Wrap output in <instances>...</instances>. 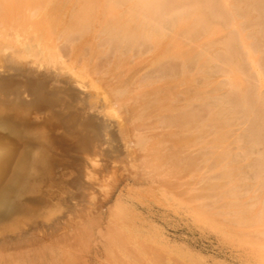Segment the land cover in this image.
Returning <instances> with one entry per match:
<instances>
[{
    "label": "bare ground",
    "instance_id": "1",
    "mask_svg": "<svg viewBox=\"0 0 264 264\" xmlns=\"http://www.w3.org/2000/svg\"><path fill=\"white\" fill-rule=\"evenodd\" d=\"M1 34H9L21 49L10 54L19 58L38 52L51 59L65 56L64 65L81 72L106 68L110 80L104 79V99L114 109L107 120L87 114L73 86L52 72L33 71L32 65L25 75L36 90L29 93L36 95L37 105L23 101L25 86L3 73L4 61L0 104L51 114L66 132L82 110L80 116L89 120L72 130L88 154L101 130L112 136L108 151L118 154L122 135L132 125L131 141L141 154L151 201L143 205L151 215H156L155 202L189 215L195 224L243 247L247 264H264V0H0ZM5 37H0V52L11 46ZM14 86L20 91H9ZM63 86L70 92L65 102L74 101L64 104L80 106L74 119L59 115L68 107L58 108ZM96 94L102 104L104 93ZM78 194L41 229L56 231L59 219L74 216ZM94 227L89 220L74 241L5 264L83 263L86 257L79 254L90 249ZM104 230L97 264H203L164 241L152 221L130 213L120 201ZM31 233L1 240L0 247L24 243Z\"/></svg>",
    "mask_w": 264,
    "mask_h": 264
},
{
    "label": "rangeland",
    "instance_id": "2",
    "mask_svg": "<svg viewBox=\"0 0 264 264\" xmlns=\"http://www.w3.org/2000/svg\"><path fill=\"white\" fill-rule=\"evenodd\" d=\"M0 37L4 39L5 35L1 34ZM8 37L9 34L7 35V37H5V40L7 38L9 42H7V40L6 42L10 43L12 47L9 45L8 48L0 52V62H5L3 73H7V77L10 74L11 77L17 78L15 82L18 84L22 82V85H20V87L23 88L25 86V88H27L20 89V87L14 86V90L9 89V91H24L23 94L20 91V99H22L23 97L27 99L28 102L31 101V104L37 105V103L35 104L34 102L35 100L37 102L38 98H36V95L29 93L31 92L30 88L33 89V85H31L30 82L26 79L25 75L26 67L28 65H32L33 67H31V69H33V71L38 70V72L41 74H44V72L47 74L49 72H52L55 75L64 78L67 83L71 85V87L73 86L80 95V100L88 109L89 113L87 114L96 116L99 119H110L107 117V114L112 115L114 108L111 103L106 102V100L104 99L105 95L108 94V89L106 90L104 79H106V81L110 80V74H106L103 71L106 70V68H100L98 69V71L94 70L95 73L98 72L97 74L93 73L92 67L86 70H82L81 72L78 68L75 67V65L66 63L67 66H65V56L61 59H51L41 56L38 52H31L19 58L14 55H10L16 53L17 50L19 51L21 49L19 47L16 48V45ZM22 37L23 40H26L27 35L24 34ZM29 38H31V36ZM8 56L12 60L7 59L6 57ZM23 78H25V80ZM63 87L64 90H62V92H64L62 93V96L64 98L62 100L64 101L60 100V102H62H59L61 106L65 101H67L65 98L67 92H69L65 91L68 90V88L66 89L65 86ZM41 89L42 88L39 89L40 92ZM35 91L33 89L32 93H34ZM101 91L104 94H100ZM46 92L45 94H48ZM96 93L100 94L99 98L102 99V104L98 97H96ZM30 94L33 96H31ZM14 96L16 97V95ZM25 99L22 100L24 101ZM71 101L72 100L68 101V103ZM68 103L65 102V104ZM57 104L58 103H56V106L58 107L59 105ZM65 104L62 106V108L61 106L58 108L61 110L68 106L66 108L67 110H63L66 113H64L62 110L60 113V111H58L57 109L58 114L60 113V116H62V114L64 116L69 114V116L72 115L71 117L73 118V115H75V111L77 112V110L75 109L78 108L79 110L80 106L74 108ZM41 107L42 106H40V109L42 111L44 106L42 108ZM115 107H118V105H116ZM68 108L70 109L69 111ZM81 112L82 110L75 115V119L73 118L74 121L72 122H70L72 118H69V116L67 117V121L71 119L70 121H68V123L70 122L71 124L67 123L68 127L69 125H74L76 127L73 126L72 128L76 129L77 131L80 128L79 124H81V121L89 120V118H86V115L80 116ZM83 116L86 119H84ZM77 117L81 118L78 119ZM76 120L77 123H75ZM62 128H64V126ZM72 128L69 127L68 129H70V132H67L68 134L71 133L70 135H73L74 138V134L76 133V131H73ZM128 128L130 129V131H128L127 129L124 132V134H126L125 137L124 134L122 135V142H120L121 144L119 145L121 151H119L120 153L118 152V154H115V152L110 153L108 151V144H110L109 139L112 136H107V132H104L103 130L98 131L96 134H94L92 140V151L88 154L93 162V168L92 172L79 189L78 204L73 208L74 213L76 212L74 214L75 217L72 215V217L69 218H67L66 215L63 216V218H65L59 219L60 225L57 226L56 231L55 229L49 227H47V229H41L42 227H40L34 230L35 232L31 231L32 236L25 237L24 243L22 240L19 242H12L10 244L5 243L6 245L3 244L4 247L3 245L2 247H0V264H5V261H9L11 258L17 260L19 259L21 254H27L26 258H29L33 256V252L35 253L37 252V250L41 251L45 248L48 249L50 248V246L53 247L52 245H56L57 242V245H62V243L66 241H74L79 229L87 225L89 220H92L95 223L96 227H94V230L91 233L92 244L90 249H87L85 252L79 254L80 258L86 257V261L79 264L89 263L90 258L91 263L89 264H97L95 255L101 252V241L103 239L102 231H105L104 229L106 228L109 213L115 208L118 201L122 202L125 207L129 209L130 213L133 212L134 214H140L142 220L144 221H152L155 226H157V229L162 236L161 238L164 241H166L170 245L186 250L190 254L197 257L198 262H201L203 264H247V254L245 253L243 247H240L237 244L226 240L220 233L211 228H204L195 224L191 220L189 215H178L176 213H173L174 211L166 209L165 206L156 204V202L152 207V211L153 213H156V215L155 217L154 215H151L150 211L143 205L151 201H149L150 194H148L146 191V180L142 177L141 154L138 152V150H135V145L131 141V139L133 138L131 136L132 134H134L133 130H131L133 129L132 125H130ZM72 131L74 133H72ZM139 195H142L143 197H138ZM76 202L77 200L74 202V204ZM50 229H52L53 232H51L52 230L48 231ZM24 236L25 235L23 234V237ZM74 253L78 254V249L74 250Z\"/></svg>",
    "mask_w": 264,
    "mask_h": 264
},
{
    "label": "water",
    "instance_id": "3",
    "mask_svg": "<svg viewBox=\"0 0 264 264\" xmlns=\"http://www.w3.org/2000/svg\"><path fill=\"white\" fill-rule=\"evenodd\" d=\"M92 168L88 153L53 115L0 104V241L66 210Z\"/></svg>",
    "mask_w": 264,
    "mask_h": 264
}]
</instances>
